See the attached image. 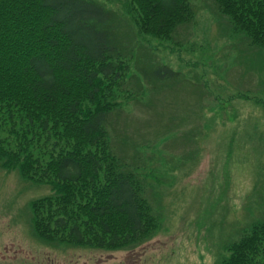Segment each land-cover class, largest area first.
<instances>
[{"label":"trees","instance_id":"obj_1","mask_svg":"<svg viewBox=\"0 0 264 264\" xmlns=\"http://www.w3.org/2000/svg\"><path fill=\"white\" fill-rule=\"evenodd\" d=\"M209 1L227 35L238 41L236 60L264 57V0ZM129 2L121 14L99 0H0V167L54 190L31 204L33 232L46 243L118 249L143 243L158 227L135 158L139 147L181 131L188 105L178 113L181 100L153 103L139 110L141 119L116 117L119 126L108 123L119 109L100 103L105 85L141 80L159 93L182 84L192 90L195 105L205 95L201 84L183 81L159 61L143 55L141 63L132 43L131 24L139 33L180 43L193 20L191 1ZM256 63L263 68L261 60ZM41 141L45 161L30 154ZM126 141V149L118 147ZM128 150L133 154L127 157ZM243 216L213 264H264V204Z\"/></svg>","mask_w":264,"mask_h":264},{"label":"rangeland","instance_id":"obj_2","mask_svg":"<svg viewBox=\"0 0 264 264\" xmlns=\"http://www.w3.org/2000/svg\"><path fill=\"white\" fill-rule=\"evenodd\" d=\"M99 1L121 14L130 7L129 0ZM190 1L194 16L186 36L177 40L180 43L139 33L129 24L135 34L132 43L141 51L139 61L146 55L148 62L155 59L179 72L183 81L201 84L205 95L200 104H192L189 86L175 84L157 93L141 80L105 85L100 97L104 107L119 109L118 116L109 115L108 123H118L116 117L120 122L126 117L141 119L139 110L153 103L181 100L176 104L178 113L188 105L189 117L181 122V131L137 150L135 162L144 176L142 194L157 218V229L143 243L118 249L46 243L33 232L31 204L53 196L54 190L43 181L25 179L19 170L0 167V264H213L234 238L243 215L260 212L264 204L263 53L250 54L245 63L243 58L236 60L238 41L227 35L226 23L217 20L211 2ZM256 59L261 60L260 70ZM127 63L133 73V61ZM109 126L114 132L115 127ZM111 137L116 144V135ZM43 143L35 142L30 151L40 161L47 160ZM128 144L118 147L124 150ZM128 153L127 157L133 151Z\"/></svg>","mask_w":264,"mask_h":264}]
</instances>
